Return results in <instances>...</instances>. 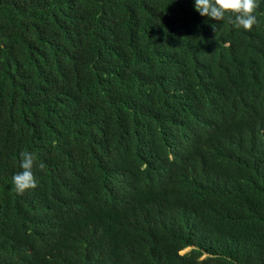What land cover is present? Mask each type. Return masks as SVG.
Here are the masks:
<instances>
[{
	"label": "trees",
	"instance_id": "1",
	"mask_svg": "<svg viewBox=\"0 0 264 264\" xmlns=\"http://www.w3.org/2000/svg\"><path fill=\"white\" fill-rule=\"evenodd\" d=\"M257 2L0 0V264H264Z\"/></svg>",
	"mask_w": 264,
	"mask_h": 264
},
{
	"label": "clouds",
	"instance_id": "2",
	"mask_svg": "<svg viewBox=\"0 0 264 264\" xmlns=\"http://www.w3.org/2000/svg\"><path fill=\"white\" fill-rule=\"evenodd\" d=\"M257 0H195V10L202 16L208 17L216 22L226 21L233 28L251 31L257 24ZM215 30V25H213ZM246 124L258 128L251 122L250 116ZM20 168L22 171L12 177L17 195H24L30 190L38 187V181L32 171L34 167V157L31 153H20ZM42 169L43 163L39 165Z\"/></svg>",
	"mask_w": 264,
	"mask_h": 264
}]
</instances>
